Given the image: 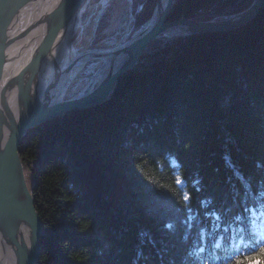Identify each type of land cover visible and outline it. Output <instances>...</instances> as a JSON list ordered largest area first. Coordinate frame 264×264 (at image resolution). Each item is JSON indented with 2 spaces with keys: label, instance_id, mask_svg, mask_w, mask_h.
Segmentation results:
<instances>
[{
  "label": "trees",
  "instance_id": "1",
  "mask_svg": "<svg viewBox=\"0 0 264 264\" xmlns=\"http://www.w3.org/2000/svg\"><path fill=\"white\" fill-rule=\"evenodd\" d=\"M251 2L173 0L168 19ZM154 4L132 0L133 30ZM18 152L36 264H264V5L232 30L152 42L105 102L29 130Z\"/></svg>",
  "mask_w": 264,
  "mask_h": 264
},
{
  "label": "water",
  "instance_id": "2",
  "mask_svg": "<svg viewBox=\"0 0 264 264\" xmlns=\"http://www.w3.org/2000/svg\"><path fill=\"white\" fill-rule=\"evenodd\" d=\"M172 4L155 0L133 30L132 0H0V264H36L39 256L42 224L18 152L27 132L105 102L152 42L235 29L264 0L205 21L168 19Z\"/></svg>",
  "mask_w": 264,
  "mask_h": 264
},
{
  "label": "snow or ice",
  "instance_id": "3",
  "mask_svg": "<svg viewBox=\"0 0 264 264\" xmlns=\"http://www.w3.org/2000/svg\"><path fill=\"white\" fill-rule=\"evenodd\" d=\"M177 182L179 183L180 181L178 180ZM187 200H188V196L186 195V196H185V201L187 202ZM238 219H239V218H238ZM239 239H240V243H241V244H247V243H250L249 241H245V239H244L243 236H241ZM261 239H264V236H262ZM233 247H237V245H233ZM260 252H261L262 255H264V247H261V248H260ZM226 264H227V262H226Z\"/></svg>",
  "mask_w": 264,
  "mask_h": 264
}]
</instances>
